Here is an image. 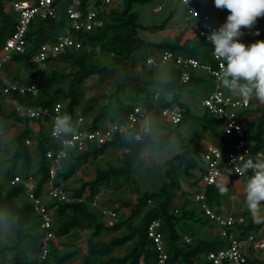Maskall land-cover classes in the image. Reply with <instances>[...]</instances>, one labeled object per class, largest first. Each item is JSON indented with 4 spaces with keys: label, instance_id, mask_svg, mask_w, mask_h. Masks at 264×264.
<instances>
[{
    "label": "trees",
    "instance_id": "1",
    "mask_svg": "<svg viewBox=\"0 0 264 264\" xmlns=\"http://www.w3.org/2000/svg\"><path fill=\"white\" fill-rule=\"evenodd\" d=\"M88 0H85V3ZM149 0H119L121 6L115 5L108 7L105 23L101 28L89 32L73 33L74 37L83 42L80 50L73 48L48 59L45 67L40 69L39 64L32 61V56L40 46L45 42H53L57 35L70 28L69 17L66 9L69 2H65L60 10L59 17L55 19L38 20L31 24L28 32L26 51L15 54L4 71L7 79L15 83H27L36 81L42 77L47 78L48 84L38 88L37 95L29 93L18 94L14 96L23 105L44 107L52 109L57 103L65 106L64 113L73 116L77 129L78 109L82 107L84 95L80 89L87 77L91 74H109L114 70H123L126 74L130 67L135 69L138 61L142 63L143 76L148 75L147 56L141 55L143 49L149 48L150 55L162 50H171L176 55L184 57L200 58L204 63H214L211 58V45L202 37L194 33L187 23L182 27L179 35L173 41H163L161 43L147 42L139 36V31L150 33L161 32L166 29L168 23L174 17V10H171L158 24H142L139 21V13L134 10L135 4H144ZM97 6L100 0H97ZM204 13L213 17L220 27L226 22L228 14L222 10L212 11L201 7ZM15 14L12 9H6L5 0H0V50L5 40L13 33L15 25ZM100 47L102 51L113 55L110 65L97 68L88 67V50L91 51ZM140 54V55H138ZM149 57V56H148ZM57 60L78 67V74L71 76L68 73H61L51 67V62ZM24 67V72H21ZM174 76V83L164 85L159 80L150 78L143 79V86L122 87V85H132L130 77L126 75L125 82L120 83L114 91L104 94L101 107L95 111L91 118L93 127L108 120L125 121L133 108L129 100L122 97L123 92L129 89L136 96L137 93L145 94L147 89H163L165 92L174 91L172 100L166 96L160 97L154 101L145 94L144 105L149 110L155 107H167L177 102L178 96L189 86L198 84L203 76H194L187 84L181 83V69L171 63L169 68ZM41 75V76H40ZM66 79L68 86L50 87L55 82ZM4 82L0 80V133L7 128L10 120L24 123L26 128L16 136V147L11 157V167L7 173L8 184L0 182V211L8 214L14 219L13 227L15 229L16 239L10 246H5L3 252L7 250L14 251L12 264H33L34 254L40 250L41 240L44 232L41 230L40 218L34 211V207L26 194V187L23 183L11 184V180L20 176L27 179L30 174L36 179L35 193L42 195L44 184L49 180V161L46 153L50 149L59 147L58 142L51 136L50 130L39 120L29 119L20 115L14 109L6 112L3 108V98L5 94L2 91ZM128 90V91H129ZM115 104V106H114ZM113 110V114L111 113ZM186 109L183 120L187 118ZM205 124L210 128V134L217 138L220 143L225 142V137L219 128L217 120L206 113L202 117ZM182 120V121H183ZM181 121V122H182ZM180 122V123H181ZM172 125L167 122L159 123V129L167 130L164 136L158 139L167 142L172 131ZM180 136V135H179ZM256 140L255 150L264 147V124L263 121L258 125L253 133ZM27 140L35 142V148L38 151L41 161L37 166L36 172L32 173V154ZM164 146V144H152L149 138L144 136L140 141H127L124 137H118L112 142H108L100 147H93L84 153L76 150H70L69 157L64 162V170L59 173V181L65 184V189L72 193L76 198L82 197L88 193L91 197L99 194L101 185L106 188L120 189L123 182L122 178L131 179V175L140 161V157L146 148ZM125 150L122 162L119 165L111 164L106 158L105 167H97L95 178L91 181H82L78 187H71L69 181L76 177L77 173L88 163L94 160H103L109 150ZM183 151L175 155L172 159L165 162V175L167 181L162 185L159 191L146 192L140 194V190L134 185L137 198L135 202L123 201L124 206H135L130 216L117 215L110 223L105 224L98 209L89 205V200L75 201L72 203L65 201H50L49 209L53 210V230L56 239L50 245L48 258L42 264H69L72 260L82 256V264H156L157 253L153 242L148 238L147 229L150 223L155 219H161V232L163 234L166 251L169 255L171 264H210L206 259V254L211 250H216L224 246V241L218 235L200 237L197 232L187 233L183 230L187 222L208 225L210 221L198 208H192L190 195L182 191L186 196V201L178 208L175 213L174 203L178 196V191L182 189L178 179V170L183 168L186 175H193L192 171L197 167L200 169V162L204 150L195 146L182 145ZM93 160V161H92ZM251 173V171H249ZM201 180V175H199ZM127 180V181H129ZM232 182L227 185L229 191ZM222 187L210 186L206 190V198L209 206L216 212H221L223 198L226 193L221 192ZM117 213V212H116ZM239 233L246 236L249 233L260 228V225L254 221L247 222L238 227ZM109 241H104L101 237L103 233H116ZM84 235V237H82ZM185 236H190L191 241L187 243ZM85 239V247L78 244V241ZM117 249H125L122 256H114ZM247 264H264V259L260 257L250 259Z\"/></svg>",
    "mask_w": 264,
    "mask_h": 264
},
{
    "label": "built area",
    "instance_id": "2",
    "mask_svg": "<svg viewBox=\"0 0 264 264\" xmlns=\"http://www.w3.org/2000/svg\"><path fill=\"white\" fill-rule=\"evenodd\" d=\"M67 1L69 4L66 12L69 17L70 28L57 35L53 42L40 44L32 56V61L39 64L40 67H45L49 57L63 53L67 49L80 50L83 42L79 38L74 37L73 33L89 32L101 28L105 23L108 7L119 3V0H100V5L97 6V0H88L86 3L85 0L15 1L12 5L16 21L14 30L5 40L0 50V80L3 78L5 66L11 62L13 55L26 51L27 36L31 24L38 20L58 18L63 4ZM178 3L183 8V14L186 18L185 25L188 23L198 36L211 45V56L215 64L204 63L200 58L176 55L171 50L157 51L150 55L147 59V64L150 65L149 59L157 62L174 63L181 69L180 81L182 84H187L195 71L206 72L214 79V88L204 94L202 106L219 123L225 142L210 145L204 150L202 154L204 165L200 167L204 189L197 191L193 199L204 216L214 223L219 237L224 241L223 247L211 250L206 254V259L210 264H247L250 259H253L249 256L248 250H263L264 239L257 238L254 233H249L246 236L240 235L238 227L246 224V217L241 214L216 212L207 202L206 190L210 186H217L225 177L248 179V172L244 175L235 173L243 161L237 160L233 164L234 158L245 155L244 160L246 161L249 158L255 160L257 156H264L262 150H255L256 140L246 121L247 113L252 110L254 101L261 107H264V104L254 97L245 100L242 97L233 98L225 93L218 80L221 62L214 57L212 44L207 39L208 34L212 30H218L219 26L211 15L202 11L201 0H189L188 8L195 13L189 11L182 0H178ZM163 8L162 5H159L154 8V12L158 13ZM150 66L153 67L152 65ZM2 91L6 96H9L10 102L17 113L29 119H39L50 130V133L54 118L65 111V106L61 103H57L52 109H49L40 106L23 105L18 102L14 96L15 93H29L34 96L38 94L39 89L36 81L27 83L4 82ZM159 97L160 95L157 94L155 101ZM185 111L184 107L179 103H174L167 107H155L152 110L143 105H134L125 121L108 120L100 123L97 127H93L92 118L86 119L79 114L77 133L73 136L55 138L59 147L50 149L46 153L50 163L49 180L44 184L42 195L37 196L35 193L36 179L32 174L27 179L16 176L11 180V184L21 182L25 185L26 194L33 204L35 213L40 218V228L44 232L40 250L34 254L33 264H42L48 258L50 245L56 239V234L53 230V210L48 207L50 201L59 200L72 203L90 199L89 205L94 209H98L102 218L114 219L117 217L115 211L101 205L99 194L91 197L88 193H85L82 197L76 198L65 189V184L59 181V173L64 170L59 165H64L65 160L70 155V150L84 153L90 148L100 147L114 141L118 137H124V133L127 131L134 132L139 130L140 122L144 116L151 117L153 124L157 126L159 122L176 125L183 120ZM142 139L143 137L133 141ZM26 143L35 144L31 140H27ZM65 153L67 158L61 159ZM229 169H231V172L228 174ZM175 213H178V208H175ZM161 224V219L153 220L148 226L147 234L148 238L153 242L157 253L156 264H171L168 261L169 255L161 232ZM184 240L189 243L191 238L185 236ZM257 257L260 256H255L254 258ZM260 258L263 260L262 257Z\"/></svg>",
    "mask_w": 264,
    "mask_h": 264
},
{
    "label": "rangeland",
    "instance_id": "3",
    "mask_svg": "<svg viewBox=\"0 0 264 264\" xmlns=\"http://www.w3.org/2000/svg\"><path fill=\"white\" fill-rule=\"evenodd\" d=\"M17 0H5L6 2V9L10 11L12 9L13 3ZM203 4L207 6L208 9L212 11L222 10V12L226 14H230L227 9H217L214 6V0H203ZM162 5L164 8L162 11L155 13L154 8ZM117 8L121 6V2L115 4ZM176 6L177 10H182V5L178 3V0H149L146 3L142 4H135L134 10L139 13V21L142 24H158L160 23L165 17L168 16L172 7ZM184 25V21L181 17L176 16L174 17L167 25L166 29L157 32V33H150L147 31H139V36L147 41V42H154V43H161L163 41H173L175 37L180 33L182 27ZM259 32V35H255L256 32ZM244 33L242 37H240V42L248 45L250 43H254L259 40H264V17L257 18V22L252 29H242ZM150 49L146 48L143 49L141 55L150 56ZM140 55V54H138ZM113 55L108 54L105 51H102L100 47H96L95 49L89 51L88 50V59L87 65L88 67L94 66L97 68H102L103 66L110 65V61ZM212 58V56H211ZM213 60V58H212ZM214 61V60H213ZM215 62V61H214ZM129 61V68L126 72L127 76L130 77L129 82L132 85H122L120 83L125 82L124 75H126L123 70H114L109 74H91L86 80L81 83L79 91L82 92L84 95V101L82 103V107L78 109L79 114L83 115L86 119L91 118V115L97 111L101 105L104 103L102 101L103 95L114 91V89L118 86L122 87H138L143 86V79L150 78L149 75H153V79L160 80V75L162 73V69H157L155 67H151L150 65L147 66L148 75H142V63L138 61L137 66L135 69L130 67ZM209 63V62H208ZM51 67L55 70H58L61 73H68L71 76H76L78 74V67L60 62L57 60L52 61ZM168 68H170L171 63H166ZM214 64V63H212ZM43 69L44 67H39ZM21 72H24V67H21ZM200 75L203 76L202 80L199 81L198 85L193 84L189 86L183 93L180 94L177 98V102L184 106L187 112V118H185L179 126H172V130L169 136L171 139L172 145L177 143L178 147H171L170 150H164V146H155L146 148L141 157L140 161L136 165L131 179L122 178L120 181L123 182L120 189H112L104 187L106 192H104L103 198L108 200L107 206L114 208V203H122L123 201H132L135 202L137 198V193L135 192V187L139 188L140 194L146 192H155L159 191L162 185L167 181L165 170L166 165L165 162L167 160L172 159L175 155L181 153L183 151L182 145L185 146H195L197 140L199 138L198 131L200 129H209L205 124V121L200 118V115L206 114V109L202 106V99L204 94L214 88V79L208 75L206 72L199 71ZM41 76V75H40ZM15 83V82H11ZM126 83V82H125ZM48 84V80L46 77L42 75L37 82V87H43ZM68 82L66 79L55 82L51 84L50 87H67ZM127 89V92H123L121 95L124 99L129 100V103L137 104V105H144L145 94H154L155 92L159 91L161 94L166 95L163 89H147L145 94L137 93L134 96V91L131 92ZM231 96V95H230ZM8 97V98H7ZM3 108L6 112L12 111L14 108L12 103L10 102L9 96H4L3 98ZM115 106V104H114ZM253 106L257 109L258 113L263 117L264 122V108H261L256 101L253 102ZM114 113L113 110L111 112ZM26 125L24 123L15 122L10 120L7 128L0 133V182L8 184L7 182V173L11 167V157L16 147L15 138L18 134H20ZM210 130V129H209ZM180 135V136H179ZM168 139V141H169ZM30 147V152L32 154V170L31 172H36L37 166L41 161V157L38 154V151L35 148V144L31 145L28 144ZM125 150H109L104 159L92 160L91 166H89V162L83 167L86 168L85 170H81L77 173L76 177H81L82 181L89 180L90 177L95 175V171L97 167H105L107 163L104 161L106 158L108 161L113 165H119L122 162ZM204 165L203 159L200 162V166ZM193 175H186L184 169L181 168L178 170V179L181 184L182 189L178 191V196L175 200L174 207L180 208V206L186 201V196L182 194L186 192L189 195H192L202 188V182L199 179V175L202 177V172L198 167L192 171ZM129 180V181H127ZM80 181H76L75 179L72 180L70 183L71 187H75L74 185H78ZM103 185H101L102 187ZM103 188H101L99 194L103 193ZM121 207L120 205H118ZM124 206V204H123ZM243 210L245 211V215L249 218L250 221L252 220L251 213L247 209L246 206L241 205ZM135 208V206L126 207L124 206V211L130 215L131 211ZM243 211V212H244ZM14 219L10 217L8 214L0 211V264H12V259L14 256V251L7 250L3 252L5 246H10L14 239H16V232L13 227ZM106 224L110 223L111 220H105ZM258 224V223H257ZM260 228L254 231V234L257 238L264 239V223H259ZM183 230L187 233H195L199 232L198 235L200 237L205 236H213L215 235V230L209 226H202L200 224H194L192 222H187L184 225ZM120 232H116L114 234L110 233H103L102 239L104 241H109L113 236L118 235ZM205 235V236H204ZM84 237V235L82 236ZM190 237V236H189ZM191 238V237H190ZM78 244L85 247V239H81L78 241ZM125 253V249H117L114 252V256H122ZM251 255V253H250ZM256 255L260 256L264 259V249L256 251ZM82 256L80 255L78 258L72 260L69 264H82Z\"/></svg>",
    "mask_w": 264,
    "mask_h": 264
},
{
    "label": "clouds",
    "instance_id": "4",
    "mask_svg": "<svg viewBox=\"0 0 264 264\" xmlns=\"http://www.w3.org/2000/svg\"><path fill=\"white\" fill-rule=\"evenodd\" d=\"M182 2L188 8L189 0H182ZM214 6L217 9H227L230 13L226 22L207 36L212 44L214 57L221 62L218 75L221 86L232 95L240 96L245 100L254 97L264 104V40L248 45L240 42V37L244 34L242 29H252L257 18L264 17V0H214ZM188 10L194 12L189 8ZM255 35H259V32L257 31ZM148 62L153 67L163 70L160 83L164 85L174 83V76L166 62H157L153 59H149ZM174 95V91H169L168 99L172 100ZM77 131L73 116L63 113L54 118L51 136L54 139L73 136ZM164 135L165 133L153 124L151 117L144 116L139 130L125 132L124 138L131 142L146 136L152 144L163 143L165 152L171 147H178L177 143L172 145L171 139L166 143L158 139ZM244 156L234 158L233 164L237 160L243 161L235 173L238 175H244L249 171L253 173L245 185L244 202L251 213L252 220L258 224L264 223V156H257L255 160L249 158L246 161ZM66 158L65 153L61 159ZM59 167L63 169L65 166L60 164ZM230 172L231 169L228 174ZM227 191L226 186L221 188L222 193Z\"/></svg>",
    "mask_w": 264,
    "mask_h": 264
},
{
    "label": "crops",
    "instance_id": "5",
    "mask_svg": "<svg viewBox=\"0 0 264 264\" xmlns=\"http://www.w3.org/2000/svg\"><path fill=\"white\" fill-rule=\"evenodd\" d=\"M201 4L203 7H205L206 9L207 6H205L203 4V0H201ZM171 10H174V17L176 16H179L183 19L184 21V25L185 26V22H186V18L183 14V9L181 10H177V7L174 6L171 8ZM170 10V11H171ZM173 17V18H174ZM191 27V26H190ZM192 31L195 33L194 29L191 27ZM179 35V34H178ZM263 38H264V34H263ZM194 73V76H201L199 73V71H195L193 72ZM150 77H153V75H150ZM153 79V78H152ZM157 80V79H156ZM2 81L3 82H9L10 81L7 79V74L5 71H3V78H2ZM160 81V80H159ZM195 85H198L197 83ZM153 88V87H152ZM225 93L227 95H231V97L233 98H238L240 96H236V95H232L231 93H229L226 89H224ZM166 95L164 94H161L159 91L155 92L154 94H151L150 96L153 98V100L155 101V96L157 94L160 95V97L162 96H166L168 98V93L165 92ZM159 97V98H160ZM8 98V97H7ZM133 105H137V104H133ZM184 107V106H183ZM261 107V106H260ZM261 108H264V107H261ZM184 109L186 110V108L184 107ZM203 115H200V117H202ZM246 121H247V126L248 128L254 133V131L256 129H258V125L260 124L261 121H263V117L258 113L257 109L253 106L252 107V110L248 111L247 113V117H246ZM160 124L162 122H159ZM264 124V122H263ZM173 125V124H172ZM159 127V126H158ZM208 127V126H207ZM210 129V128H209ZM205 130V129H200L201 131H198L199 133V138L197 140V143H196V147L199 148V149H202V150H205L208 146L210 145H217V144H220L219 140L217 138H215L214 136H212L210 134V130ZM161 132H166L167 130H161ZM173 131V130H172ZM264 138V137H263ZM260 150L263 151L264 153V147L261 148ZM89 166H91V163L89 162ZM84 170L86 168H83ZM82 169V170H83ZM249 176L248 178H250L252 176V172L249 173ZM95 175H96V171H95ZM95 175L93 177H90L89 180H85V181H91L95 178ZM229 178V179H228ZM75 179L76 181H80V183L82 182V179L81 177H73L70 181H69V184L72 182V180ZM202 179V178H201ZM247 178H230V177H225L223 178L220 183L217 185L218 187H225L227 185H229V183L232 182L231 186H230V189L229 191L225 194L224 198H223V202H222V207H221V212L222 213H225V214H241V215H244L246 217V223L249 222V218L244 214L245 211L243 210V207H241V205H245V193H244V189H245V185L247 183ZM202 182V181H201ZM80 183L78 185H74L75 187H78L80 185ZM104 185L101 187L104 189ZM204 189V186L202 184V188L200 190H203ZM107 190L104 189L103 193L99 194V196L101 197V205L104 206V207H107L115 212H117V215H123L125 214L127 217L131 215H128L126 211H124V206L122 203H114V208L110 207V206H107V203L109 202L108 200H106L105 198H103L102 196H104V192H106ZM199 191V190H198ZM197 192H195L192 195H190V199L192 200V204H190V206L192 208H198L197 204L194 202V196ZM185 202V201H184ZM110 203V202H109ZM118 205H120L121 207H119ZM244 211V212H243ZM132 212V211H131ZM103 219V222L105 220H112V219H105V218H102ZM105 223V222H104ZM106 224V223H105ZM260 225V224H259ZM204 226H209V227H212L213 230H215V235H218L217 233V228L216 226L214 225V223L210 222L208 225H204ZM197 233H199L197 231ZM254 233V232H253ZM112 234V233H111ZM240 234V233H239ZM241 235V234H240ZM205 236V235H204ZM219 236V235H218ZM243 236V235H242ZM256 251L257 250H254V249H249L248 250V254L251 258H254L256 255ZM251 253V255H250Z\"/></svg>",
    "mask_w": 264,
    "mask_h": 264
}]
</instances>
